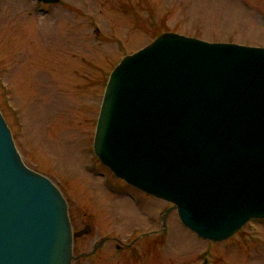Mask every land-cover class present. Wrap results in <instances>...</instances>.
Listing matches in <instances>:
<instances>
[{
    "label": "water",
    "instance_id": "95a60500",
    "mask_svg": "<svg viewBox=\"0 0 264 264\" xmlns=\"http://www.w3.org/2000/svg\"><path fill=\"white\" fill-rule=\"evenodd\" d=\"M57 4L60 0H37ZM93 152L172 204L198 238L264 220V48L163 33L110 73ZM67 202L23 163L0 113V264H71Z\"/></svg>",
    "mask_w": 264,
    "mask_h": 264
},
{
    "label": "rangeland",
    "instance_id": "374dc122",
    "mask_svg": "<svg viewBox=\"0 0 264 264\" xmlns=\"http://www.w3.org/2000/svg\"><path fill=\"white\" fill-rule=\"evenodd\" d=\"M40 7L0 0V112L23 163L59 189L76 228L90 221L120 239L132 228L158 230L171 204L116 179L93 153L109 74L166 32L264 48V0H60L47 13ZM211 245L173 210L158 252L164 264L173 257L181 264H264V220Z\"/></svg>",
    "mask_w": 264,
    "mask_h": 264
},
{
    "label": "flooded vegetation",
    "instance_id": "af4514ba",
    "mask_svg": "<svg viewBox=\"0 0 264 264\" xmlns=\"http://www.w3.org/2000/svg\"><path fill=\"white\" fill-rule=\"evenodd\" d=\"M34 2L36 3V1ZM37 4L41 6L40 8H43L40 11L45 13H47L46 8L51 6L42 3ZM71 216L69 213L73 233L84 231L80 238L73 241L74 259L71 264H164L165 259L163 255L159 254L163 250L166 233V228L164 229L162 224L159 225L158 230L153 229L144 233H137V229L132 228L127 238L120 239L119 235H116L112 230L105 233H101L103 229L96 230L95 228L93 230L90 221H83L81 226L76 228L73 225V216ZM91 237L93 239L90 244H87L86 238ZM205 242L208 243L209 247H212L211 244H220ZM244 242L246 241L243 240L240 246H242V243L244 246ZM92 252L94 253L91 254ZM155 252L158 253L159 259L152 258ZM167 264H181V262L173 257ZM201 264L209 263L203 258Z\"/></svg>",
    "mask_w": 264,
    "mask_h": 264
}]
</instances>
